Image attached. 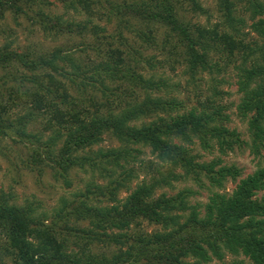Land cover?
<instances>
[{
  "label": "trees",
  "instance_id": "obj_1",
  "mask_svg": "<svg viewBox=\"0 0 264 264\" xmlns=\"http://www.w3.org/2000/svg\"><path fill=\"white\" fill-rule=\"evenodd\" d=\"M55 1L72 13H54L51 0H0V36L8 15L34 12L47 36L81 39L40 51L0 41V152L11 139L39 174L68 186L78 168L91 179L51 210L1 189L0 264H264V166L243 176L221 156L264 148V0H219L216 23L194 19L208 13L201 0ZM183 65L197 104L168 75ZM230 69L250 140L218 98L215 75ZM197 74L212 75L205 97ZM145 147L156 160L141 157ZM180 179L209 189L208 200L194 201L190 186L158 194Z\"/></svg>",
  "mask_w": 264,
  "mask_h": 264
},
{
  "label": "rangeland",
  "instance_id": "obj_2",
  "mask_svg": "<svg viewBox=\"0 0 264 264\" xmlns=\"http://www.w3.org/2000/svg\"><path fill=\"white\" fill-rule=\"evenodd\" d=\"M53 1L51 9L56 14H69L72 11L66 9L64 5L60 2ZM204 7L207 9V14L200 15L194 19L200 22H205L210 19L211 23H216L221 19H224V14L219 5V0H201ZM32 18L28 16H20L15 18L13 15H8L7 19L3 21V27L6 29V33L2 34L0 41H13V45L21 50H38L41 49H52L55 46L61 45L66 48H71V46L76 47L77 44L80 45L81 39L76 37H71L69 35H59L57 37L47 36L43 32L41 26L35 20L34 12L30 13ZM248 21L250 23V14L247 15ZM101 23L105 24L104 20ZM117 21L114 20L112 24L109 25L110 32H114L117 28ZM248 34L249 39L261 38L254 32H249L250 28H244ZM125 31V30H124ZM129 37L131 34L129 32L125 33ZM187 66H178L176 71H168V75L173 83H176V94L179 98L186 100L187 104L193 105L197 104V94L199 93L198 88H195L192 82V78L189 75H184L189 69ZM190 71V70H189ZM237 72L230 69L227 73L222 75H215L216 81L219 82V87L221 93L218 98L223 100V103L228 106L227 111L230 113L232 121L229 126L235 128L237 131L241 132L245 140H250V134L248 130V121L246 118H241L238 115L237 106L241 101L242 94L238 90L237 85ZM198 82L202 85L201 88L204 90V96L209 90V85L212 83V75L210 74H197ZM213 81V80H212ZM196 95V96H195ZM204 100V98L202 99ZM104 145H116L117 142L108 136L105 139ZM0 152V190L12 191L16 196V201L22 203L25 200L36 201L37 204L41 206L42 209L51 210L52 207L58 204L61 196L71 197L74 193L85 191L88 180L91 179L89 174L84 171V169H72L70 172L69 180L70 184L67 186L62 177L56 178L50 171H45L42 174L38 173V170L32 169V167H37L35 164H28L26 160H29V149L24 147L23 144L19 145L15 141L8 139L1 142ZM20 149L22 151H20ZM145 153L141 157L148 160L157 159L155 155H152L149 147H145ZM261 153H254L250 146H245L244 149L236 148L234 151L229 152L226 155H221L224 159L225 164L235 163L239 167H242L244 174L253 173L258 167L264 166V148L261 149ZM214 154H206V159H211ZM138 165V161L135 162ZM180 171L179 169L177 170ZM142 176V175H141ZM103 182V181H102ZM175 188L170 186H165L159 188L158 194L163 190H167L170 193L176 192L179 189L190 186L195 192L193 196L194 201H199L205 203L208 200L210 190L207 188H201L199 185L194 183V181H185L180 179L175 182ZM236 186V181L229 180L225 184L223 191L231 193ZM218 190V189H214ZM127 193L121 192L120 197L126 196ZM263 194V193H261ZM155 225H146V229L154 230ZM237 258L235 255L229 254L227 260H232ZM238 258H244L240 256ZM247 260V259H246ZM248 261V260H247ZM7 264H13L8 262Z\"/></svg>",
  "mask_w": 264,
  "mask_h": 264
}]
</instances>
